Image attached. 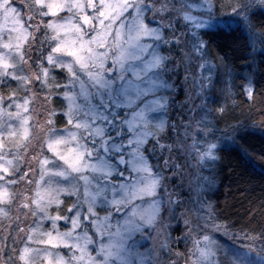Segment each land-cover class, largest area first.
Masks as SVG:
<instances>
[{
	"label": "rangeland",
	"instance_id": "rangeland-1",
	"mask_svg": "<svg viewBox=\"0 0 264 264\" xmlns=\"http://www.w3.org/2000/svg\"><path fill=\"white\" fill-rule=\"evenodd\" d=\"M57 2L0 0V83L17 84L0 99V264H221L234 238L201 176L218 147L211 0ZM243 245L235 264H264Z\"/></svg>",
	"mask_w": 264,
	"mask_h": 264
},
{
	"label": "trees",
	"instance_id": "trees-1",
	"mask_svg": "<svg viewBox=\"0 0 264 264\" xmlns=\"http://www.w3.org/2000/svg\"><path fill=\"white\" fill-rule=\"evenodd\" d=\"M211 3L219 23L203 29L199 39L217 64L211 131L218 147L214 159L201 171L204 204L211 205L214 220L231 237L243 246L251 243L264 255V0ZM16 85L1 80V101ZM75 203L65 195L54 213L63 215ZM232 242H218L221 264H235Z\"/></svg>",
	"mask_w": 264,
	"mask_h": 264
},
{
	"label": "snow or ice",
	"instance_id": "snow-or-ice-1",
	"mask_svg": "<svg viewBox=\"0 0 264 264\" xmlns=\"http://www.w3.org/2000/svg\"><path fill=\"white\" fill-rule=\"evenodd\" d=\"M41 7L46 9L45 15L52 14L55 15L58 13V11L63 7V5L57 0H48V2H44V0H41ZM4 67H9L8 62L6 61L4 64ZM0 191L3 192L4 196H8V190L6 188H0ZM17 257L20 261V264H25L24 256L22 253L18 252Z\"/></svg>",
	"mask_w": 264,
	"mask_h": 264
},
{
	"label": "clouds",
	"instance_id": "clouds-1",
	"mask_svg": "<svg viewBox=\"0 0 264 264\" xmlns=\"http://www.w3.org/2000/svg\"><path fill=\"white\" fill-rule=\"evenodd\" d=\"M178 195L182 197L183 194L182 193H178ZM180 204H181V206L191 207V201H190V199L189 200H184V199L181 198ZM184 223L187 224L188 223V219H185L184 220ZM200 238L202 240H208V239H210V236L208 234H203V235H201ZM195 243H196V241H193V246L195 245ZM189 251H191V250H189ZM193 255H194V253H193ZM185 264H193V261L191 259V256H189V258L185 261Z\"/></svg>",
	"mask_w": 264,
	"mask_h": 264
},
{
	"label": "flooded vegetation",
	"instance_id": "flooded-vegetation-1",
	"mask_svg": "<svg viewBox=\"0 0 264 264\" xmlns=\"http://www.w3.org/2000/svg\"><path fill=\"white\" fill-rule=\"evenodd\" d=\"M154 14H155V16L157 17V19L160 20V17H159L160 15L157 14V13H154Z\"/></svg>",
	"mask_w": 264,
	"mask_h": 264
}]
</instances>
